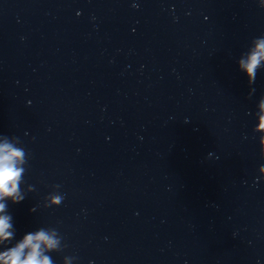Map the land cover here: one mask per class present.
Here are the masks:
<instances>
[{"label":"clouds","instance_id":"clouds-1","mask_svg":"<svg viewBox=\"0 0 264 264\" xmlns=\"http://www.w3.org/2000/svg\"><path fill=\"white\" fill-rule=\"evenodd\" d=\"M261 60H264V39L257 42L256 49L250 53L246 61H240V68L249 76L254 77ZM261 107L264 108V105ZM24 163L25 150L23 148L8 142L7 139L0 142V213L5 212L6 200L10 199L15 204L25 199V194L20 187L25 172ZM57 187L60 186L57 185ZM63 199L60 193L51 194L53 205L59 206ZM11 220L10 215H0V245L12 236ZM58 247L59 240L54 232L50 233L41 227L27 232L15 246L0 253V264H53L49 253L55 252Z\"/></svg>","mask_w":264,"mask_h":264}]
</instances>
